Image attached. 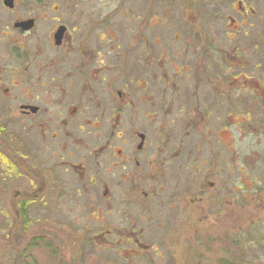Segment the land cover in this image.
Returning a JSON list of instances; mask_svg holds the SVG:
<instances>
[{"label": "flooded vegetation", "instance_id": "obj_1", "mask_svg": "<svg viewBox=\"0 0 264 264\" xmlns=\"http://www.w3.org/2000/svg\"><path fill=\"white\" fill-rule=\"evenodd\" d=\"M230 128L264 133V0H0V184L31 158L45 187L18 202L50 190L39 144L78 166L92 241L124 245L123 264H226L195 237L236 209ZM151 224L188 244L164 253Z\"/></svg>", "mask_w": 264, "mask_h": 264}, {"label": "rangeland", "instance_id": "obj_2", "mask_svg": "<svg viewBox=\"0 0 264 264\" xmlns=\"http://www.w3.org/2000/svg\"><path fill=\"white\" fill-rule=\"evenodd\" d=\"M230 130L233 131L230 135L235 142L232 150L236 156L233 158L236 209L230 213L227 208L226 212L217 214V218L203 223L204 235L195 239H201V243L209 249L219 247L224 250L226 264H232L233 261V264H264V160L260 161V158H264V152L260 150V156H253L252 149L249 151L250 146L260 140L264 146V133L260 136L240 135L233 128ZM37 151L42 155L35 154ZM201 151L203 153V148ZM34 154L38 155L41 170L44 165L46 169L52 166V173L44 177L46 189L51 185V192L45 189L46 193L38 202L30 198L18 202V189L24 196V191L32 195L33 191L38 192L45 187L39 181V176L43 177L45 173H40L38 168L40 174L37 176L31 179L27 175L28 172H36L32 170L34 165L31 158L16 162V173L1 180L6 184H0V264H123V257L119 253L124 255V245H100L92 241L94 234L98 233L97 214L88 210L86 183L74 171L76 169L80 172L81 169L69 165L67 171L65 165L47 156L42 144L37 149L35 145ZM207 155L203 153L202 157ZM247 175L249 178H245ZM31 180L35 185L33 189L28 187ZM215 192L216 189L212 190V193ZM101 197L95 196L92 201L101 203ZM207 199L205 197V204ZM154 205L157 211L154 217H166V208H162L159 201ZM152 207L145 200L137 202L134 210L139 216L145 217ZM162 210L164 212L160 215ZM114 217L117 218V214ZM89 221L94 222L91 229ZM233 227H236L234 231ZM214 228L222 232L218 237L211 230ZM145 231L158 235L153 237L157 240L147 242L159 244V249L166 254L170 251L179 252L181 247L188 244L187 239H162L166 236L158 233H167L166 227L157 228L151 224L145 226ZM218 239L220 246L217 245ZM187 260L194 264L191 259L182 261L181 258L178 264H188Z\"/></svg>", "mask_w": 264, "mask_h": 264}, {"label": "bare ground", "instance_id": "obj_3", "mask_svg": "<svg viewBox=\"0 0 264 264\" xmlns=\"http://www.w3.org/2000/svg\"><path fill=\"white\" fill-rule=\"evenodd\" d=\"M28 154H29V155H31V154H32V152L30 151V152H28ZM12 170H13V171H15V167H13V169H12ZM233 211H234V210H233ZM167 212H168V213H167V215H169V211H168V210H167ZM167 215H166V216H167Z\"/></svg>", "mask_w": 264, "mask_h": 264}, {"label": "trees", "instance_id": "obj_4", "mask_svg": "<svg viewBox=\"0 0 264 264\" xmlns=\"http://www.w3.org/2000/svg\"><path fill=\"white\" fill-rule=\"evenodd\" d=\"M28 225V224H27ZM30 257V256H29Z\"/></svg>", "mask_w": 264, "mask_h": 264}]
</instances>
